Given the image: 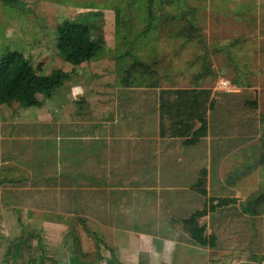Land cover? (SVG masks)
<instances>
[{"label": "rangeland", "instance_id": "374dc122", "mask_svg": "<svg viewBox=\"0 0 264 264\" xmlns=\"http://www.w3.org/2000/svg\"><path fill=\"white\" fill-rule=\"evenodd\" d=\"M65 19L93 26L104 49L64 61L55 28ZM5 49L43 74L75 73L33 120L0 131V264L28 232L42 237L44 264L80 250L107 264L102 228L182 238L192 216L220 249L264 246V203H251L264 193V0H0ZM9 107L4 120L20 109ZM38 244L12 264H28Z\"/></svg>", "mask_w": 264, "mask_h": 264}, {"label": "trees", "instance_id": "16d2710c", "mask_svg": "<svg viewBox=\"0 0 264 264\" xmlns=\"http://www.w3.org/2000/svg\"><path fill=\"white\" fill-rule=\"evenodd\" d=\"M1 1L6 3L15 0ZM92 27L87 23L70 19H65L57 24L55 28L56 49L64 61L73 66H78L92 60L104 49L101 33L93 36ZM38 68H34L31 65L29 59L22 51L5 49L0 56V105L17 103L24 107L41 106L43 104L41 98H49L55 90L61 88L75 73L56 68L48 74H43ZM204 130L205 122H202L201 127L193 132L192 139L203 134ZM192 139L189 142L193 141ZM251 203L252 205L264 203V193L258 195ZM244 211L250 214L253 213L249 208ZM183 224L194 243L203 246L207 244L211 246L213 244L214 236H206L205 227L199 225L194 216L184 219ZM31 238H37L39 243L37 246L38 254L29 257L28 264H35L37 259L36 264H44L46 251L40 244L42 237L34 232L26 233L23 239L20 238L7 246L4 263L12 264L17 259H23L24 245ZM96 240L98 241L97 237ZM79 253V255L76 254L70 257L68 264H88L87 260L80 257L85 252L80 250Z\"/></svg>", "mask_w": 264, "mask_h": 264}, {"label": "crops", "instance_id": "0c3cea01", "mask_svg": "<svg viewBox=\"0 0 264 264\" xmlns=\"http://www.w3.org/2000/svg\"><path fill=\"white\" fill-rule=\"evenodd\" d=\"M2 105L6 107L11 106L7 104ZM19 107L20 109L18 110L17 115L12 116L10 114L7 120H4V117L0 114V131L7 129L6 126L11 129V123L14 124V127L16 128L21 124L30 122L34 119L35 115L32 116L31 112L37 106L24 107L19 105ZM28 111H30L31 116L26 114ZM9 130L7 133H9ZM6 137L7 136L3 139ZM0 138H2V136H0ZM1 163H6V161ZM6 188L7 187L4 188L3 184L0 185L1 203L3 202V193H6ZM4 203L6 204V202ZM4 212H6V209ZM7 214L10 213L8 212ZM199 225L202 224L199 223ZM102 232H104V234H102L103 240L101 246H105L109 253V255L106 254L105 258L107 259L104 258V260H107V264H252L250 260H247L248 257L251 259L253 256L252 254H254L255 256H259L258 258H255L256 260H259L262 255H264V246L248 247L242 250V254L237 247L233 249L229 246L226 248L221 247L220 249V247L216 245L215 235L210 233L208 227L207 229L205 228V235L214 236L213 244L211 245L212 247L208 244L203 246L194 243L187 234V231V233L183 232L185 236L182 238L166 236L160 237L155 233H151V231L146 233L140 231L136 232L127 228L120 230L115 226L102 228ZM6 249L7 246L4 248L3 258ZM252 249L253 253H251ZM94 250H97L96 245L94 246ZM113 251L114 255L112 254ZM211 255H216V258H220V260L218 262H213L212 258L210 259ZM113 256L118 260L117 263L113 260ZM94 263L97 264L98 261L95 260ZM254 263H257V261L253 262V264Z\"/></svg>", "mask_w": 264, "mask_h": 264}, {"label": "clouds", "instance_id": "9594fccd", "mask_svg": "<svg viewBox=\"0 0 264 264\" xmlns=\"http://www.w3.org/2000/svg\"><path fill=\"white\" fill-rule=\"evenodd\" d=\"M84 94V89L77 86L73 89V98H77L79 95H83Z\"/></svg>", "mask_w": 264, "mask_h": 264}]
</instances>
